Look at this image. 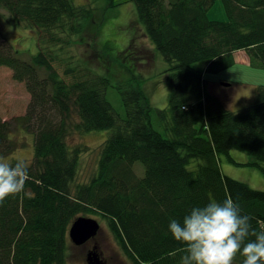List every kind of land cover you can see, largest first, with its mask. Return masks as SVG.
Returning <instances> with one entry per match:
<instances>
[{
	"label": "trees",
	"instance_id": "16d2710c",
	"mask_svg": "<svg viewBox=\"0 0 264 264\" xmlns=\"http://www.w3.org/2000/svg\"><path fill=\"white\" fill-rule=\"evenodd\" d=\"M216 1L226 21L207 17ZM130 2L152 51L168 64L164 109L152 106L136 75L114 84L75 56L61 58L80 45L77 35L84 34L89 8L73 0H0L16 25L37 32L38 46L24 61L9 41H0V67L31 97L23 116L0 121V157L18 148L10 139L13 130L33 137L29 180L0 204V264H67L68 230L81 215L101 217L131 264H179L182 245L167 232L168 222L210 200L232 198L252 228L264 231V191L224 176L218 164L226 156L241 165L228 155L237 150L264 175V86L251 104L231 111L205 77L233 66L236 51L264 69V0ZM57 66H64L62 75ZM109 88L120 96L124 118L107 101ZM95 131L111 133L95 174L78 183L81 150L66 140L74 132ZM136 162L142 177L133 170ZM243 259L238 254L233 264Z\"/></svg>",
	"mask_w": 264,
	"mask_h": 264
},
{
	"label": "rangeland",
	"instance_id": "374dc122",
	"mask_svg": "<svg viewBox=\"0 0 264 264\" xmlns=\"http://www.w3.org/2000/svg\"><path fill=\"white\" fill-rule=\"evenodd\" d=\"M76 6H84L91 10V17L83 22L84 34L77 35L79 46L68 48L61 58L75 56L78 61L94 71L105 76L114 84L124 83L131 75H136L146 92L152 106L164 109L168 104L167 73L168 64L150 45L143 33V27L137 23L135 6L130 0H73ZM210 20L226 21V15L221 1H216L207 11ZM9 41L17 51V57L28 61L37 54V32L18 26L15 20L4 9L0 8V41ZM66 51V49L64 50ZM74 58V57H73ZM74 58V59H75ZM201 68L202 63L196 64ZM64 66L56 69L62 75ZM92 67V68H91ZM42 74V73H41ZM213 95L222 100L226 108L238 111L254 101L256 89L264 86V69L249 64L234 63L229 69L217 74H205ZM68 81V78L66 79ZM224 84L229 86L224 87ZM30 94L24 83L12 79L9 69L0 67V121L11 122L26 113L30 102ZM106 99L114 111L125 117L120 96L113 88H109ZM154 128L160 131L154 124ZM111 131H95L86 134L74 132L66 140L70 148L79 147L81 150L78 160V183H87L95 174L97 161L102 144ZM13 143L18 145L16 151L0 159L9 162L18 160L30 163L33 157V137L22 130H13L10 135ZM229 157L236 163L227 161L226 156H219L218 164L224 176L243 182L250 188L264 191V175L257 169L248 166L252 158L243 152L230 150ZM197 162L191 160L190 169H195ZM133 170L138 177L143 176V166L136 162ZM98 221L100 231L96 238V252L106 264H131L121 251L108 231L106 222L99 216H83ZM95 238V237H94ZM67 264H87L85 255L87 247L75 246L68 243Z\"/></svg>",
	"mask_w": 264,
	"mask_h": 264
},
{
	"label": "clouds",
	"instance_id": "9594fccd",
	"mask_svg": "<svg viewBox=\"0 0 264 264\" xmlns=\"http://www.w3.org/2000/svg\"><path fill=\"white\" fill-rule=\"evenodd\" d=\"M28 180L26 161L0 159V204L21 193ZM250 220L232 198L210 200L171 218L167 232L182 245L179 264H233L238 254L243 264H264V231H255Z\"/></svg>",
	"mask_w": 264,
	"mask_h": 264
},
{
	"label": "water",
	"instance_id": "95a60500",
	"mask_svg": "<svg viewBox=\"0 0 264 264\" xmlns=\"http://www.w3.org/2000/svg\"><path fill=\"white\" fill-rule=\"evenodd\" d=\"M228 84H225L227 86ZM100 231L99 223L92 218L78 217L75 219L68 230V240L75 246L84 244L89 239L97 236ZM95 253L88 254L86 256L87 264H103Z\"/></svg>",
	"mask_w": 264,
	"mask_h": 264
},
{
	"label": "flooded vegetation",
	"instance_id": "af4514ba",
	"mask_svg": "<svg viewBox=\"0 0 264 264\" xmlns=\"http://www.w3.org/2000/svg\"><path fill=\"white\" fill-rule=\"evenodd\" d=\"M96 238H97V236L95 238L89 239L84 244L80 245V247L82 248V247L88 246L87 247L88 249H87L86 255H85V259H86V256L88 254L95 253V254H97L99 256L98 258L103 262V264H106V262L102 260L101 254H99V253L96 252V249H97V244H96L97 242L95 241Z\"/></svg>",
	"mask_w": 264,
	"mask_h": 264
},
{
	"label": "crops",
	"instance_id": "0c3cea01",
	"mask_svg": "<svg viewBox=\"0 0 264 264\" xmlns=\"http://www.w3.org/2000/svg\"><path fill=\"white\" fill-rule=\"evenodd\" d=\"M233 58H234V63H238V64H249V58L246 55V53L244 51H236L233 53ZM208 88L210 89V85L207 83ZM229 86V85H228ZM226 87V86H224Z\"/></svg>",
	"mask_w": 264,
	"mask_h": 264
}]
</instances>
